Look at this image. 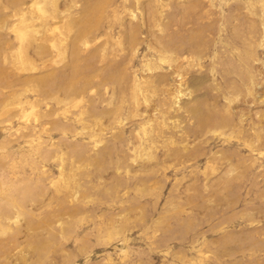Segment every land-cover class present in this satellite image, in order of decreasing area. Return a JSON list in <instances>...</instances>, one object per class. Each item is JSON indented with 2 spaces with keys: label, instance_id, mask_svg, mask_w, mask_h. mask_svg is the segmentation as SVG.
<instances>
[{
  "label": "rangeland",
  "instance_id": "rangeland-1",
  "mask_svg": "<svg viewBox=\"0 0 264 264\" xmlns=\"http://www.w3.org/2000/svg\"><path fill=\"white\" fill-rule=\"evenodd\" d=\"M0 264H264V0H0Z\"/></svg>",
  "mask_w": 264,
  "mask_h": 264
}]
</instances>
